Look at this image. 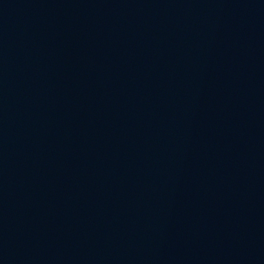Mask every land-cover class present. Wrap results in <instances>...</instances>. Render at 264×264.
I'll return each mask as SVG.
<instances>
[{
    "label": "water",
    "instance_id": "1",
    "mask_svg": "<svg viewBox=\"0 0 264 264\" xmlns=\"http://www.w3.org/2000/svg\"><path fill=\"white\" fill-rule=\"evenodd\" d=\"M0 264H264V0H0Z\"/></svg>",
    "mask_w": 264,
    "mask_h": 264
}]
</instances>
